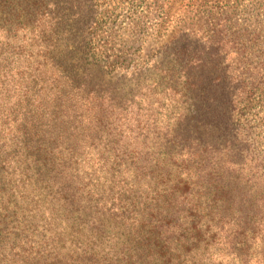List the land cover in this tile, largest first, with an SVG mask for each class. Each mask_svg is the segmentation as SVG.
<instances>
[{
	"label": "trees",
	"instance_id": "16d2710c",
	"mask_svg": "<svg viewBox=\"0 0 264 264\" xmlns=\"http://www.w3.org/2000/svg\"><path fill=\"white\" fill-rule=\"evenodd\" d=\"M63 15L0 0V264H264V63L187 54L144 116Z\"/></svg>",
	"mask_w": 264,
	"mask_h": 264
},
{
	"label": "rangeland",
	"instance_id": "374dc122",
	"mask_svg": "<svg viewBox=\"0 0 264 264\" xmlns=\"http://www.w3.org/2000/svg\"><path fill=\"white\" fill-rule=\"evenodd\" d=\"M52 7L64 14L60 25L79 28L98 59L114 63L111 72L104 63L93 71L114 104L144 116L157 110L153 94L164 102L172 96L165 84L179 90L187 54L218 58L214 74L223 86L239 73L233 67L244 52L264 63V0H52Z\"/></svg>",
	"mask_w": 264,
	"mask_h": 264
}]
</instances>
